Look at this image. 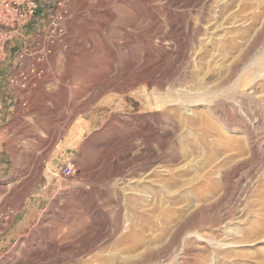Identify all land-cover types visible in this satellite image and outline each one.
Wrapping results in <instances>:
<instances>
[{"label": "rangeland", "instance_id": "1", "mask_svg": "<svg viewBox=\"0 0 264 264\" xmlns=\"http://www.w3.org/2000/svg\"><path fill=\"white\" fill-rule=\"evenodd\" d=\"M39 1L0 20V264H264V0ZM99 30L132 65L41 145L19 107Z\"/></svg>", "mask_w": 264, "mask_h": 264}, {"label": "bare ground", "instance_id": "2", "mask_svg": "<svg viewBox=\"0 0 264 264\" xmlns=\"http://www.w3.org/2000/svg\"><path fill=\"white\" fill-rule=\"evenodd\" d=\"M126 32L127 29L126 26H124L123 33ZM103 37L104 36L102 35V32L99 30L98 38L88 37L87 42L83 43L78 48V50H76L75 54L74 53L72 54V51L69 52L67 51V60H66L67 62H66L65 70L62 74L58 75L54 73L56 71L52 67L53 69L51 74L48 73L46 77H41V78L37 75V77L35 78V80L38 82L37 84L39 85V88L45 93L43 95L44 98L39 100L38 103L36 104L34 103L35 105H33L32 102L31 104H29V106L26 105L27 107L20 106L17 112V119L20 122V120L23 119V116H26L29 113L33 114V118L36 120L39 127L45 130L48 136L47 140H42L38 135H35L36 131L33 129V132L35 131L34 132L35 134L33 133L32 135H34V137L39 142H42L41 145L50 147L63 134L65 133L70 134L72 132V128L70 127V125L74 117H76V114L79 111L87 108L99 96L106 93L108 89H110V86L111 87L113 86L114 89L118 88V85H113L110 83V79L114 75L119 73L121 69H122L121 71L125 69H129L130 65H132L131 63L127 62L124 63V68H123V66H121V63L119 61V58H117L118 57L117 54L123 48V44L125 43L124 38H117L114 40V42L110 43V41L108 42L107 39H105L106 40L105 41ZM121 39H123L124 43L121 41ZM58 49H59L58 44H55L54 51H57ZM84 56H89V58L90 57L92 58L85 59L84 61V59H82L85 58ZM50 57H53V55H51ZM41 64H43L42 61L36 62L37 67ZM138 80H142V78H139ZM33 81L34 79L33 80L31 79V83ZM46 81H51V82L58 81L59 84L64 86V94L60 100L58 101L55 100L54 99L55 96H50L47 92H45ZM75 82L76 84L78 83L76 86L73 85ZM119 88L121 87L119 86ZM48 99L51 100L52 103L49 104ZM21 171H23L22 167L20 166V164L16 162L14 174L10 177V179L11 180H13L14 178L16 179L19 174L21 175ZM49 245L51 246L50 243ZM40 247L42 248V246ZM43 255H45V253H43ZM52 256H53L52 258H54L55 255ZM46 258L48 257L46 256ZM67 258L69 257L67 256ZM51 259H48V261H44V263L49 262V260ZM44 260L46 259L44 258ZM56 261L57 260L54 258V260L50 261V263L48 264H55ZM62 262H65V258L64 261Z\"/></svg>", "mask_w": 264, "mask_h": 264}, {"label": "built area", "instance_id": "3", "mask_svg": "<svg viewBox=\"0 0 264 264\" xmlns=\"http://www.w3.org/2000/svg\"><path fill=\"white\" fill-rule=\"evenodd\" d=\"M0 20L17 27V31L23 29L34 16L38 3L36 0H0ZM61 174L71 176L74 174L72 161L67 162Z\"/></svg>", "mask_w": 264, "mask_h": 264}, {"label": "crops", "instance_id": "4", "mask_svg": "<svg viewBox=\"0 0 264 264\" xmlns=\"http://www.w3.org/2000/svg\"><path fill=\"white\" fill-rule=\"evenodd\" d=\"M37 1L39 2V8H41V4H42L43 2H40L39 0H37ZM37 13H38V9L36 10L34 16H32V18H31V21H30V22H31L32 25L35 23V20H39L38 18H39L40 16H39ZM36 26H37V25L34 24V25H33V28H35ZM0 155H1V153H0ZM0 160H2L1 157H0ZM0 163H1V162H0ZM3 165H4V163H3L2 165L0 164V168H2ZM13 235H14V233H13ZM11 238H12V234L8 235V237L4 238V240L1 242V245L6 244V242L8 243V242L11 240Z\"/></svg>", "mask_w": 264, "mask_h": 264}, {"label": "trees", "instance_id": "5", "mask_svg": "<svg viewBox=\"0 0 264 264\" xmlns=\"http://www.w3.org/2000/svg\"><path fill=\"white\" fill-rule=\"evenodd\" d=\"M41 7H42V8H46V7H45V6H43L42 4H41Z\"/></svg>", "mask_w": 264, "mask_h": 264}]
</instances>
